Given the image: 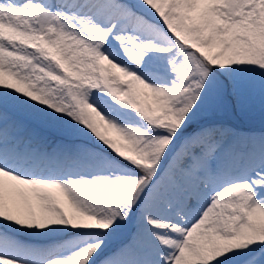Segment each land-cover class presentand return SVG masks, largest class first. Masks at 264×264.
<instances>
[{"label":"snow or ice","instance_id":"obj_1","mask_svg":"<svg viewBox=\"0 0 264 264\" xmlns=\"http://www.w3.org/2000/svg\"><path fill=\"white\" fill-rule=\"evenodd\" d=\"M257 104L264 0H0V264H264Z\"/></svg>","mask_w":264,"mask_h":264},{"label":"rangeland","instance_id":"obj_2","mask_svg":"<svg viewBox=\"0 0 264 264\" xmlns=\"http://www.w3.org/2000/svg\"><path fill=\"white\" fill-rule=\"evenodd\" d=\"M221 119H223L228 124L232 123L233 121L234 123V124L232 123L233 125L248 130H261L262 128H264V121H262L261 119L258 104L254 116L251 119H241L236 117H221Z\"/></svg>","mask_w":264,"mask_h":264},{"label":"bare ground","instance_id":"obj_3","mask_svg":"<svg viewBox=\"0 0 264 264\" xmlns=\"http://www.w3.org/2000/svg\"><path fill=\"white\" fill-rule=\"evenodd\" d=\"M232 123H233V121H232ZM232 123H230V125L235 126V125H233L234 123L233 124ZM242 129L245 130V131H257V132L260 131V130H248V129H245V128H242ZM255 129H258V128H255Z\"/></svg>","mask_w":264,"mask_h":264}]
</instances>
